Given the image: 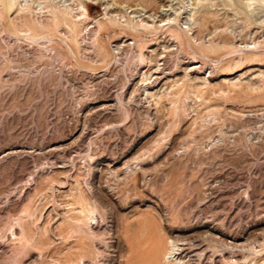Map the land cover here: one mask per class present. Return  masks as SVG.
<instances>
[{
    "label": "rangeland",
    "instance_id": "rangeland-1",
    "mask_svg": "<svg viewBox=\"0 0 264 264\" xmlns=\"http://www.w3.org/2000/svg\"><path fill=\"white\" fill-rule=\"evenodd\" d=\"M150 234L151 264H264V0H0V264Z\"/></svg>",
    "mask_w": 264,
    "mask_h": 264
},
{
    "label": "bare ground",
    "instance_id": "bare-ground-1",
    "mask_svg": "<svg viewBox=\"0 0 264 264\" xmlns=\"http://www.w3.org/2000/svg\"><path fill=\"white\" fill-rule=\"evenodd\" d=\"M1 1H3V2H5V3H7V4H9L10 6L12 5V2H13V0H1ZM198 0H196V2H197ZM247 1H249V0H247ZM63 14H64V12H63ZM192 16H193V14H192ZM59 17V16H58ZM204 17V16H203ZM207 18V17H206ZM203 20V19H202ZM202 24V23H201ZM124 29H127V30H129V31H131V32H134L135 34H142L143 32L145 33V31H147V32H150L151 31V29H150V27L147 25V24H143V23H132L130 20L124 25V27H123ZM168 28H171V27H168ZM154 30H156V29H159V28H156V27H154L153 28ZM170 30V29H169ZM176 30V29H175ZM172 34V33H171ZM179 34V33H178ZM180 36V35H179ZM185 36H186V34H185ZM186 38H188V37H186ZM188 42H190L189 40H188ZM155 234V233H154ZM151 235V234H150ZM158 236V235H157ZM156 239V238H155ZM159 239V238H158ZM139 240V239H138ZM147 240H148V244L146 243L143 247H140V248H138V249H140V255H141V257L142 258H139L138 259V263L139 264H151V262L155 259V257L157 256V252H158V250H160L159 249V247H158V249H157V244L154 242L155 240H154V235L152 234L151 236H147ZM167 241V240H166ZM159 243V242H158ZM166 243V242H165ZM161 244V243H160ZM139 247V246H138ZM162 249V248H161ZM165 250H163L162 251V254H160V255H162V258H163V260L165 261H169L168 259H169V256H171V254L173 255V253H174V248H168V245H167V247L166 248H164ZM133 251V250H132ZM134 253H136L135 252V250L133 251ZM132 253V252H131ZM159 255V254H158ZM162 260V259H161ZM159 263V262H158ZM134 264H136V263H134Z\"/></svg>",
    "mask_w": 264,
    "mask_h": 264
}]
</instances>
